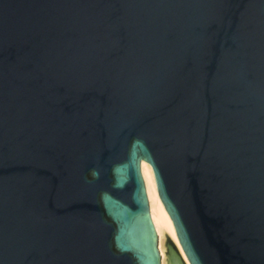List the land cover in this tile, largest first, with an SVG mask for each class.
I'll list each match as a JSON object with an SVG mask.
<instances>
[{"label":"water","instance_id":"95a60500","mask_svg":"<svg viewBox=\"0 0 264 264\" xmlns=\"http://www.w3.org/2000/svg\"><path fill=\"white\" fill-rule=\"evenodd\" d=\"M264 264V0H0V264Z\"/></svg>","mask_w":264,"mask_h":264},{"label":"bare ground","instance_id":"6f19581e","mask_svg":"<svg viewBox=\"0 0 264 264\" xmlns=\"http://www.w3.org/2000/svg\"><path fill=\"white\" fill-rule=\"evenodd\" d=\"M143 175H145L150 182V195L153 199L155 221L159 225V240H160V257H164L166 253L165 241H164V232L169 236L173 245L175 246L179 258L182 264H189L184 257L176 234L174 232V224L165 211L163 202L159 196L157 183L154 175L153 168L149 162H143ZM163 264H168L163 262Z\"/></svg>","mask_w":264,"mask_h":264}]
</instances>
